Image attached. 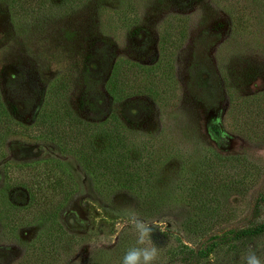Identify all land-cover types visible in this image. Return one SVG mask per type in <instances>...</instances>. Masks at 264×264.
I'll use <instances>...</instances> for the list:
<instances>
[{
	"label": "rangeland",
	"instance_id": "1",
	"mask_svg": "<svg viewBox=\"0 0 264 264\" xmlns=\"http://www.w3.org/2000/svg\"><path fill=\"white\" fill-rule=\"evenodd\" d=\"M18 3L0 0V264H121L132 213L156 264L264 253L232 237L264 221V0Z\"/></svg>",
	"mask_w": 264,
	"mask_h": 264
},
{
	"label": "trees",
	"instance_id": "2",
	"mask_svg": "<svg viewBox=\"0 0 264 264\" xmlns=\"http://www.w3.org/2000/svg\"><path fill=\"white\" fill-rule=\"evenodd\" d=\"M12 2H15L16 3V6H17V4L19 5V6H21L20 4L21 3H18V2H23L24 3V5L25 4H27V5H35V6H37L38 8H42V7H44L46 4L44 3L45 2V0H11ZM15 6V7H16ZM238 25H240V26H242V24H243V21L242 20H240V22L239 23H237ZM91 59H93V58H91ZM91 59H88V61L87 62H85L86 64H85V68H84V70L87 72V71H91L92 70V67H93V65H94V63L95 62H93V60H91ZM147 75H146V77H144L146 80L147 79H149V77H150V73H146ZM160 75H161V73H160ZM113 77L115 78V79H117V87H112V88H110L109 89V91H110V94L112 95V96H115V95H120L121 97L122 96H125L126 95V93H128L127 92V88H131V86H132V84H130V86H128L127 84H128V82L130 81V78L127 76V75H120V74H115V75H113L112 76V79H113ZM117 77V78H116ZM143 76H141V75H139L137 78H135L136 79V81H142L143 80V78H142ZM161 77H163V76H161ZM111 81V80H110ZM109 81V82H110ZM136 81H134V82H136ZM112 83H113V81H112ZM109 85V84H108ZM110 85H111V83H110ZM109 87V86H108ZM114 89V90H113ZM237 112V111H236ZM2 113H3V118H2V124H1V122H0V129H8L10 126H9V123H10V119L12 118V114L10 113V111L7 109V108H5L4 107V105L2 104ZM243 114H244V111L242 112ZM124 116H126L125 114H124ZM1 119V118H0ZM251 123H252V121H251ZM253 124V123H252ZM105 134H106V136H107V139L109 140V146H110V148L112 149V151L114 150V153H113V157L115 158V160L116 161H118V159H117V157H118V155L120 154L119 153V148H117V144L115 143V141H117L118 139H119V134H120V131L118 132V128L116 127L115 129H113L112 128V122H109V121H107L106 123H105ZM2 130H1V133H2ZM111 145H112V147H111ZM84 153V156L86 155V160L87 159H90V157L92 156L91 154H89V152L88 151H86V152H83ZM47 162V160H44L42 163H46ZM57 163V165H59V166H62V163L59 161V163H58V161L56 162ZM212 166H214V164L212 165ZM119 170L118 171H121V169L120 168H118ZM59 180H60V178H59ZM59 180H57V181H59ZM62 181V180H61ZM60 182V181H59ZM261 233H264V221L263 222H261L260 224H258V225H256V226H254V227H248V228H240V229H238V230H236L235 231V234L232 236V237H235V238H241V237H243V236H254V235H259V234H261ZM218 241H211V242H209V243H207L205 246H204V248H202V249H199V251H198V253H197V255L199 256V257H203L204 255H206L207 253H209L216 245H218Z\"/></svg>",
	"mask_w": 264,
	"mask_h": 264
},
{
	"label": "clouds",
	"instance_id": "3",
	"mask_svg": "<svg viewBox=\"0 0 264 264\" xmlns=\"http://www.w3.org/2000/svg\"><path fill=\"white\" fill-rule=\"evenodd\" d=\"M128 224L136 233V242L125 252L121 264H156L160 249L152 241L153 226L135 213L129 216ZM261 256L264 253H257L254 248H250L244 264H264Z\"/></svg>",
	"mask_w": 264,
	"mask_h": 264
}]
</instances>
